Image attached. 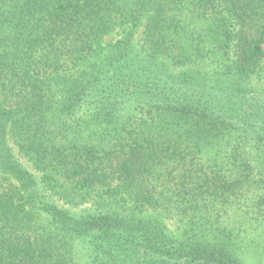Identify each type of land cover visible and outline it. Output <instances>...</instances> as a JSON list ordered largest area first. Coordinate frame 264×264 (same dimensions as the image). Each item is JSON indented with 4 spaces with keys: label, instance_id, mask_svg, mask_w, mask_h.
Instances as JSON below:
<instances>
[{
    "label": "trees",
    "instance_id": "1",
    "mask_svg": "<svg viewBox=\"0 0 264 264\" xmlns=\"http://www.w3.org/2000/svg\"><path fill=\"white\" fill-rule=\"evenodd\" d=\"M0 264H264V0H0Z\"/></svg>",
    "mask_w": 264,
    "mask_h": 264
},
{
    "label": "rangeland",
    "instance_id": "2",
    "mask_svg": "<svg viewBox=\"0 0 264 264\" xmlns=\"http://www.w3.org/2000/svg\"><path fill=\"white\" fill-rule=\"evenodd\" d=\"M111 37H109V39H110Z\"/></svg>",
    "mask_w": 264,
    "mask_h": 264
}]
</instances>
